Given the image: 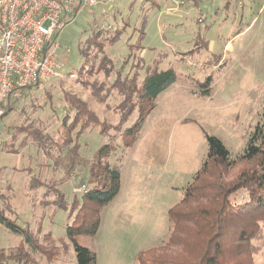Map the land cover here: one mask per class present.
Segmentation results:
<instances>
[{
    "label": "rangeland",
    "instance_id": "374dc122",
    "mask_svg": "<svg viewBox=\"0 0 264 264\" xmlns=\"http://www.w3.org/2000/svg\"><path fill=\"white\" fill-rule=\"evenodd\" d=\"M68 19L55 37L59 75L24 88L0 118V208L18 225L33 233L38 229L39 239L50 234L58 251L46 256L25 245L33 258L3 264H77L66 226L84 202L92 157L110 138L117 147L106 161L119 165L120 188L101 208L87 201L90 218L98 215L99 225L95 235L79 234L76 241L94 251L95 264H139L140 251L166 240L168 210L181 200L207 155L205 134L220 139L236 158L262 124L264 0H97ZM94 28L101 37L106 30H120L119 40L103 45L116 69L138 70L141 77L142 65L159 60V70L171 67L176 74L130 148H123L121 131L111 128L121 98L108 83L114 77L98 69L101 56L85 42ZM80 65L84 72L92 70L89 81L103 84V103L77 83L75 74L66 77ZM209 75L211 93L201 95L198 83ZM64 91L85 100L99 123L80 133L75 156L59 133L62 118H73ZM137 115L135 110L126 125ZM102 126H110V135L98 132ZM22 241L0 225V249L8 252ZM254 243L253 264H264V242Z\"/></svg>",
    "mask_w": 264,
    "mask_h": 264
},
{
    "label": "trees",
    "instance_id": "16d2710c",
    "mask_svg": "<svg viewBox=\"0 0 264 264\" xmlns=\"http://www.w3.org/2000/svg\"><path fill=\"white\" fill-rule=\"evenodd\" d=\"M106 31V36L101 37V31L94 28L85 42L92 45L101 56L98 69L103 70L107 78L114 77L107 82L111 84L110 88L118 91L121 98L116 108L119 113L118 122L117 125H111V128L121 131V144L126 149L132 147L145 117L155 106L158 94L175 81L176 74L171 67L159 70V60L146 67L142 65L144 69L141 77L138 70L130 74L122 72V67L116 69L113 60L103 52V45H112L119 40L120 30L115 29L112 33L110 30ZM79 54L81 55L80 51ZM141 64L142 60L140 66ZM81 65L78 70L67 72L66 77L75 74L77 83H83L90 89L85 91L91 92V97L103 103L107 99L105 94H101L104 90L103 84L89 81V71L92 70L84 72V66ZM83 77L89 79L85 80ZM212 81V76L209 75L203 82L198 83L201 95H210ZM38 85L36 83L27 87ZM64 92L73 118L69 122L63 116L59 133L65 139L63 146L70 148L68 151L75 156L80 133L99 123L97 115L85 100ZM15 99H10L5 113L13 108L12 102ZM92 101L97 104L93 99ZM135 110L138 113L137 118L132 124L126 125ZM77 127L73 137L72 132ZM107 129L102 126L98 132L101 135H110ZM205 136L208 150L202 167L185 187L181 200L168 210L171 229L166 240L140 251L137 255L139 264H253V255L257 251L254 242H264V107L262 124L256 127L243 153L236 158L230 157L220 139L208 134ZM112 139L94 153L86 190L83 191L84 202L74 215L71 225L66 226L67 237L74 244L77 264L96 263L94 251L76 241L79 234L95 235L99 225L98 215L90 218L87 201H94L101 208L116 196L120 188L119 165L106 161L117 147ZM72 140L75 141L73 146L70 145ZM0 225L21 235L24 241L8 252L0 249V264L10 260L26 262L33 258L25 245L46 256L58 251L50 234H44L39 239L38 229L33 233L28 227L18 225L16 220L5 214L3 208H0Z\"/></svg>",
    "mask_w": 264,
    "mask_h": 264
},
{
    "label": "built area",
    "instance_id": "2783aa9c",
    "mask_svg": "<svg viewBox=\"0 0 264 264\" xmlns=\"http://www.w3.org/2000/svg\"><path fill=\"white\" fill-rule=\"evenodd\" d=\"M97 0H0V118L21 88L60 73L56 34Z\"/></svg>",
    "mask_w": 264,
    "mask_h": 264
}]
</instances>
